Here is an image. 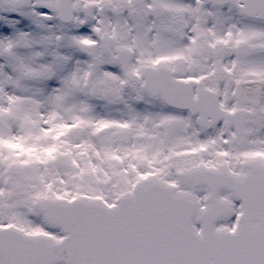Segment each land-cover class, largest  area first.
<instances>
[{"label": "snow or ice", "instance_id": "snow-or-ice-1", "mask_svg": "<svg viewBox=\"0 0 264 264\" xmlns=\"http://www.w3.org/2000/svg\"><path fill=\"white\" fill-rule=\"evenodd\" d=\"M0 264H264V0H0Z\"/></svg>", "mask_w": 264, "mask_h": 264}]
</instances>
